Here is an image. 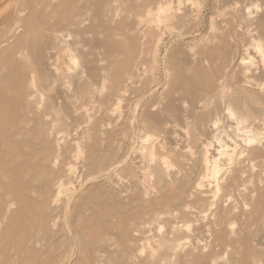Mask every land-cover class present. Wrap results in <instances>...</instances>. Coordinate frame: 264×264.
<instances>
[{
	"label": "bare ground",
	"instance_id": "obj_1",
	"mask_svg": "<svg viewBox=\"0 0 264 264\" xmlns=\"http://www.w3.org/2000/svg\"><path fill=\"white\" fill-rule=\"evenodd\" d=\"M12 2L0 31V264H216L225 248L226 264L264 260L250 245L264 241V10L235 8L239 28L211 16L178 64V51L158 50L163 34L191 33L198 0ZM239 47L259 58H242V79ZM185 66L186 83L172 72ZM147 176L153 196L139 188L124 210L109 184ZM149 219L165 229L141 235Z\"/></svg>",
	"mask_w": 264,
	"mask_h": 264
},
{
	"label": "rangeland",
	"instance_id": "obj_2",
	"mask_svg": "<svg viewBox=\"0 0 264 264\" xmlns=\"http://www.w3.org/2000/svg\"><path fill=\"white\" fill-rule=\"evenodd\" d=\"M174 5H176V0H172ZM189 0H181V5L186 6L188 4ZM247 7L250 11V15L252 17L258 16L263 10H264V3L263 0H198V5L194 7V11L192 13V17L195 19V27L191 31L190 34L182 41L178 40L175 37H169L167 34H163L164 40L161 44L158 53L162 56L167 48L170 51H178L175 52V56L177 59V63L181 64V60L187 57V54L184 52L187 50L186 46H193L198 45L203 42L205 39L207 32L209 31V20L210 17H215L216 19H231L233 21L234 27L239 28L240 25V19H239V12L235 8H242ZM16 6L13 4L12 0H0V31L1 25L3 22L9 17H11L12 11L15 10ZM29 10V9H27ZM236 18V20L234 19ZM202 20H206L204 24H202ZM37 22H40V18H36ZM224 24V23H223ZM142 40V39H141ZM247 54L243 51L241 47L238 48L234 58L231 61V69L235 72H238L239 74L243 71L242 69V58L251 56L253 60L256 61L258 64L259 58L257 54L254 52V50H250ZM167 61V56L165 58ZM248 59H245L247 61ZM244 61V62H245ZM189 66V65H188ZM174 74L178 75L184 83L191 80V77L193 75V72L187 71L186 66L181 69H174L172 71ZM160 80L161 83L158 85V87L155 89L153 95H156L159 91L164 89L165 85L162 82L164 78V71L161 68L157 71L156 74ZM200 76H202L200 74ZM257 77V78H256ZM241 78V74H240ZM256 80H261L259 75L255 76ZM242 79V78H241ZM254 81V80H253ZM253 83V82H252ZM255 86L253 84H250L248 88L253 89ZM250 92H258V91H250ZM155 106H152L154 108ZM136 179L129 178V177H119L115 178L114 182L110 183L109 185L112 187L111 193L114 195L115 193L118 196V199H120L121 203L126 204L128 201V198L133 195L139 188L144 189L145 198H150L154 194V189L152 187V178L150 176H147L143 182L140 184H137ZM87 187V186H86ZM117 196H114L116 198ZM126 206V207H125ZM130 208L127 204L124 205V210ZM143 221H141L142 223ZM233 226L236 228L237 223L233 224ZM138 227L140 230H142L141 235L143 236H149L154 233H157L158 231H162L165 229L166 225L165 223L159 222L155 219H149L146 220L144 223L139 224ZM203 236V234H201ZM209 238H207V233H205L204 240L201 242V244H204L208 241ZM251 247H255L257 249H260L264 252V241L258 242L255 239H251L250 241ZM227 248L224 250H220L218 255H215L212 258V261L215 260L216 264H226L227 263ZM246 261H251L253 258V255L251 251L246 252L244 256ZM259 264H264V260L259 261Z\"/></svg>",
	"mask_w": 264,
	"mask_h": 264
}]
</instances>
